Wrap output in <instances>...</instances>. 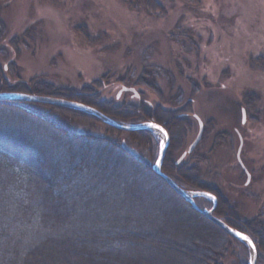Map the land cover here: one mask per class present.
<instances>
[{"label":"rangeland","instance_id":"obj_1","mask_svg":"<svg viewBox=\"0 0 264 264\" xmlns=\"http://www.w3.org/2000/svg\"><path fill=\"white\" fill-rule=\"evenodd\" d=\"M131 1L0 0V74L11 85L42 83L75 93L89 87L98 100L129 105L131 112L145 119L148 113H154L158 121L168 122L166 118L172 115L181 119L172 123L178 127L171 126L173 132L179 128L174 164L186 161L188 167H194L199 180L218 188L239 219H264V0H160L165 10L155 13ZM146 68L154 76L156 88L134 84L140 77L150 80L143 74ZM122 77L126 82L120 81ZM99 80L100 87L93 85ZM122 86L134 91H121ZM20 102L23 107L0 103V142L28 143L58 160L65 155L70 136L49 123L52 121L73 135L102 136L118 146L124 142L138 152L143 163L152 164L147 152L153 155L155 149L131 142V131L57 109L67 108ZM195 116L202 123L201 138L181 158L197 135ZM107 127L123 133L114 134ZM152 133L160 147L163 135ZM240 143L243 168L237 160ZM150 174L151 179L143 173L137 178L130 174L126 183L124 177L117 183V178L107 182L98 173L73 174L66 189L68 200H82L85 209L76 217L85 222L87 231L94 228L93 222L95 228L110 226L113 233L134 224L146 231L159 229L161 214L170 207L168 200L187 203ZM195 197L199 202H212L207 194ZM69 229L72 226L66 225L63 230ZM189 232L200 236L198 231ZM18 234L12 235L15 244L12 241L11 248L23 247ZM223 234L227 244L213 247L204 261L248 264V246L244 249ZM4 252L5 248L0 250L3 256ZM141 254L150 256L151 264H195L180 254L153 250ZM260 259L264 264V256Z\"/></svg>","mask_w":264,"mask_h":264},{"label":"trees","instance_id":"obj_2","mask_svg":"<svg viewBox=\"0 0 264 264\" xmlns=\"http://www.w3.org/2000/svg\"><path fill=\"white\" fill-rule=\"evenodd\" d=\"M134 1L142 4L149 13L165 10L160 0H132L131 3ZM183 1L190 3V0ZM147 70L148 68L144 69L143 74L149 76ZM149 77V81L140 77L134 84L148 83L155 87L154 76ZM125 80L123 77L120 78V81ZM95 84H101V80L94 81L93 85ZM84 89L86 91L75 93L55 90L50 85L42 83L27 85L18 82L11 85L0 74V91L66 98L91 105L125 124L154 122L162 126L169 138L161 164L162 172L183 190L211 195L214 200L212 202H199L194 198L197 206L209 209L215 204L214 216L247 235L255 246L257 260L255 264L263 262L260 258L264 256V219L251 221L239 219L234 207L228 205L218 188L199 180L194 167H188L186 161L181 165L174 164L179 128L173 132L171 126L181 119L170 114L171 117L166 118L168 122L161 119L158 121L154 113H148L145 119L138 112H131L129 105H111L104 100H98L99 97L91 88ZM5 104L23 107L20 101H7ZM57 109L74 116L80 115L97 120L89 114ZM49 123L61 133L70 136L67 139L66 153L58 160L50 154L45 155L41 149L34 148L28 143H9L5 140L0 142V250L3 251L5 248V255L0 254V264H151L152 258L143 257L141 254L150 250L157 253L180 254L192 259L195 264H210L204 260L206 257L209 259L212 248H222L224 243L227 244L226 235L203 216L194 212L188 204H173L171 200H168L170 206L168 211L161 214L159 229L146 231L139 224H134L130 227L124 226L123 232L113 233L109 232L112 231L110 226L101 223L102 227L95 228L93 222L94 228L87 231L89 228L85 226V222L76 217L82 214L81 210L85 209V205L82 200H72L71 196H69L71 200H68L67 196L69 191L66 189L73 174L98 173L101 178H106L107 182L117 178V183L122 181L120 177H124L123 181L126 183L130 174L137 178L143 173L146 178L151 179V167L143 163L141 157L134 161L130 160L115 141L96 135H73L56 122ZM107 129L114 134L123 133L110 127ZM172 132L175 133L174 137ZM129 140L148 150L154 148L153 155L147 152V157H152V162L155 161L159 140L151 131H131ZM154 189L160 192L156 187ZM66 225L72 226V230L64 231ZM83 229L86 230L85 233ZM180 231H183L182 235ZM189 231H198L200 236ZM15 233L21 236L19 240L22 241L20 243L23 247L15 245L11 248L14 240L12 235ZM233 241L241 243L244 249H247L244 243L234 238ZM13 242L15 244V241Z\"/></svg>","mask_w":264,"mask_h":264},{"label":"water","instance_id":"obj_3","mask_svg":"<svg viewBox=\"0 0 264 264\" xmlns=\"http://www.w3.org/2000/svg\"><path fill=\"white\" fill-rule=\"evenodd\" d=\"M121 91H134V90L132 88H126L122 86ZM5 101H24V102H30V103H42V104L53 105L57 107H63V108L71 109L74 111L82 112L85 114H89L110 127L125 130V131H132V130L159 131L163 135L164 141L159 149V152H158V155H157V158L154 164L151 165L152 172L156 176H158L160 179H162L174 193L179 195L187 204H189L190 207L195 212L202 215L206 220L214 224L216 227H218L220 230H222L227 235L231 236L232 238L248 246L250 257H251L248 264H255V260H256L255 246L247 235L233 229L232 227H229L221 219H218L217 217H215L213 215V209H214L213 207L211 209L199 208L194 201V193L183 190L170 177H168L166 174H164L161 171L162 160H163L165 151L169 143L168 135L162 126L155 124L153 122L141 123V124H136V125L121 124L113 119L108 118L107 116L103 115L102 113L95 110L94 108L86 106L81 103L66 101V100L57 99V98H49V97H44V96L25 94V93H20V92H0V102H5ZM241 112H242V122H243L244 121V111L242 110ZM196 119L198 121V126H199L197 135L195 139L193 140V142L188 146L187 151L181 156V158H183L186 153L191 152L201 138L202 128H203L202 123L198 117H196ZM120 147L126 154H128L132 158L134 159L139 158L138 152L135 149L129 147L126 143L121 142ZM240 149H241V143L237 150V160H238L239 165L242 166V163L239 159ZM247 179H249L248 175H247Z\"/></svg>","mask_w":264,"mask_h":264},{"label":"bare ground","instance_id":"obj_4","mask_svg":"<svg viewBox=\"0 0 264 264\" xmlns=\"http://www.w3.org/2000/svg\"><path fill=\"white\" fill-rule=\"evenodd\" d=\"M194 211V210H193ZM195 212V211H194ZM197 213V212H196ZM198 214V213H197ZM200 215V214H199ZM202 216V215H201Z\"/></svg>","mask_w":264,"mask_h":264}]
</instances>
